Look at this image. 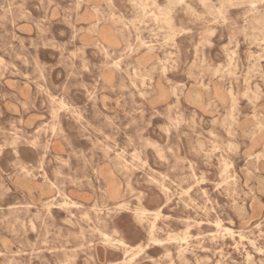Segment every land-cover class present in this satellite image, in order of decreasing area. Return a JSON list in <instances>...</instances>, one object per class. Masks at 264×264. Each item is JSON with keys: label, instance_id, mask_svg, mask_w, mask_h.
Masks as SVG:
<instances>
[{"label": "rangeland", "instance_id": "1", "mask_svg": "<svg viewBox=\"0 0 264 264\" xmlns=\"http://www.w3.org/2000/svg\"><path fill=\"white\" fill-rule=\"evenodd\" d=\"M0 207V264H264V0H0Z\"/></svg>", "mask_w": 264, "mask_h": 264}, {"label": "bare ground", "instance_id": "2", "mask_svg": "<svg viewBox=\"0 0 264 264\" xmlns=\"http://www.w3.org/2000/svg\"><path fill=\"white\" fill-rule=\"evenodd\" d=\"M172 1V0H171ZM151 9V8H150ZM167 18V17H166ZM168 21V20H167ZM215 21V20H214ZM237 21V20H236ZM123 22V21H122ZM120 24V23H119ZM174 25V24H173ZM140 29V28H139ZM105 39V38H104ZM152 45V44H151ZM173 70V69H172ZM136 73V72H135ZM143 73V72H142ZM141 75V74H140ZM165 82H167V81H165ZM130 84H131V82H130ZM132 85V84H131ZM232 91V90H231ZM61 96V95H60ZM65 96V95H64ZM61 101V100H60ZM258 102V101H257ZM61 105V104H60ZM66 106V105H65ZM73 108V107H72ZM77 110V109H76ZM77 113H78V111H77ZM145 113V112H144ZM81 117V116H80ZM225 133V132H224ZM228 133V132H227ZM36 139V138H35ZM37 140V139H36ZM38 141H40V140H38ZM202 141V140H201ZM166 142V141H165ZM201 143V142H200ZM172 154V153H171ZM17 155V154H16ZM173 156H174V154H173ZM262 157V156H261ZM86 161V160H85ZM145 161V160H144ZM229 166V165H228ZM127 171V170H126ZM217 174H218V172H217ZM220 174V173H219ZM220 176V175H219ZM220 179H222V177L220 178ZM50 182V181H49ZM64 183V182H63ZM93 186V185H92ZM7 188V187H6ZM235 189V188H234ZM213 190V189H212ZM165 191V190H164ZM5 193V192H4ZM173 194V193H172ZM164 197V196H163ZM180 198V197H179ZM73 204H75V202L73 201V200H70ZM31 204V203H30ZM141 206V205H140ZM1 208V207H0ZM236 210V209H235ZM239 213V212H238ZM157 214V213H156ZM156 214H155V216H156ZM239 214H241V213H239ZM242 216H243V213H242ZM240 219H241V217H240ZM219 222V221H218ZM198 224V223H197ZM153 227V223H152V225H151V228ZM257 227V226H256ZM245 230V229H244ZM247 230V229H246ZM153 231V230H152ZM222 233H224V232H222ZM197 240V239H196ZM247 241H249V240H247ZM197 242V241H196ZM103 243V242H102ZM120 243L121 244H123V245H125L126 246V243H124L123 241H120ZM252 244V243H251ZM128 252V251H127ZM186 252H187V250H186ZM140 253V252H139ZM135 254V253H134ZM192 255H193V253H192ZM248 257H250V256H248ZM148 258V257H147ZM221 259V258H220ZM150 262V261H149ZM257 262V261H256ZM259 263V262H258ZM135 264V263H134Z\"/></svg>", "mask_w": 264, "mask_h": 264}]
</instances>
